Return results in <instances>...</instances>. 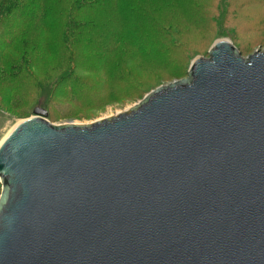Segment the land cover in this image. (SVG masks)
Returning a JSON list of instances; mask_svg holds the SVG:
<instances>
[{
    "label": "water",
    "instance_id": "water-1",
    "mask_svg": "<svg viewBox=\"0 0 264 264\" xmlns=\"http://www.w3.org/2000/svg\"><path fill=\"white\" fill-rule=\"evenodd\" d=\"M131 109L0 143V264H264V51L227 39Z\"/></svg>",
    "mask_w": 264,
    "mask_h": 264
},
{
    "label": "rangeland",
    "instance_id": "rangeland-1",
    "mask_svg": "<svg viewBox=\"0 0 264 264\" xmlns=\"http://www.w3.org/2000/svg\"><path fill=\"white\" fill-rule=\"evenodd\" d=\"M33 2L44 10L33 9L35 21L22 26L18 40L6 34L11 25H0V54L32 70L27 79L18 70L0 76V143L37 107L55 125L125 112L188 78L192 62L209 58L218 40H229L243 58L264 51V0ZM68 15L74 24H66Z\"/></svg>",
    "mask_w": 264,
    "mask_h": 264
},
{
    "label": "trees",
    "instance_id": "trees-1",
    "mask_svg": "<svg viewBox=\"0 0 264 264\" xmlns=\"http://www.w3.org/2000/svg\"><path fill=\"white\" fill-rule=\"evenodd\" d=\"M42 1L46 2L47 0H42ZM62 1H64L66 5L67 0H62ZM86 1L87 0H77V2H83L82 4H84ZM44 5L45 3H41V2L35 4L33 0H1L0 25L3 24L4 22L11 25V28L6 32V34L10 35L9 37H12L13 40L17 39L18 37H21L22 26L25 23L27 24L35 21V19H33V9L42 8V10H44L43 9ZM38 20L40 19H37V21ZM66 24H74L72 22V18H69V15L67 16ZM1 34H4V28H2ZM11 43L12 42H9L10 45ZM9 47L10 46H6L5 48L7 49ZM0 62L2 64L3 70H6L5 73H0L1 77L5 75L7 72H10L7 71L8 69V70H18V74H17L18 77L23 76V78L26 79L28 77L31 78V76L29 75H32V70H30L28 65L23 66L22 61L12 63L4 56V54H0ZM8 77H9V73H8ZM20 79L22 80L21 77ZM9 91L14 92V88L10 87Z\"/></svg>",
    "mask_w": 264,
    "mask_h": 264
},
{
    "label": "bare ground",
    "instance_id": "bare-ground-1",
    "mask_svg": "<svg viewBox=\"0 0 264 264\" xmlns=\"http://www.w3.org/2000/svg\"><path fill=\"white\" fill-rule=\"evenodd\" d=\"M10 132H11V131H10ZM10 132H9V133H10ZM6 136H7V135H6ZM6 136H5V137H6ZM1 142H2V141H1Z\"/></svg>",
    "mask_w": 264,
    "mask_h": 264
}]
</instances>
